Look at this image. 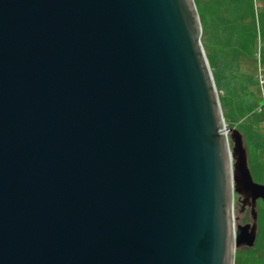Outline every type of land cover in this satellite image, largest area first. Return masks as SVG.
I'll return each instance as SVG.
<instances>
[{
    "label": "water",
    "instance_id": "1",
    "mask_svg": "<svg viewBox=\"0 0 264 264\" xmlns=\"http://www.w3.org/2000/svg\"><path fill=\"white\" fill-rule=\"evenodd\" d=\"M202 33L195 0H0V264H235L255 246L264 185Z\"/></svg>",
    "mask_w": 264,
    "mask_h": 264
},
{
    "label": "rangeland",
    "instance_id": "2",
    "mask_svg": "<svg viewBox=\"0 0 264 264\" xmlns=\"http://www.w3.org/2000/svg\"><path fill=\"white\" fill-rule=\"evenodd\" d=\"M230 3L232 0H195L198 12L200 15L201 24L215 16L221 21H231L233 15L230 6H224V3ZM254 18L248 21L247 24L256 27L257 39L250 51L244 52L240 57L239 70L237 71V78L244 83V92L247 96H227L224 92H219L223 97L222 108L224 118L228 128L239 130L244 139V145L247 149L248 163L254 181L264 185V153L258 155V152L251 146L250 131L261 129L264 133V117L258 111L261 104L262 91L260 90L258 82V73L261 68H264V59L262 51L263 39L260 34L259 17L264 11V0H251ZM202 44L204 45L206 54L208 56L215 53L216 49L210 45L209 39L202 33ZM260 102L255 105L254 100ZM254 102V103H253ZM256 106V109H255ZM226 107V109H224ZM260 122V123H259ZM231 147L233 143L231 142ZM237 195H235V217L239 218L236 224L246 225L252 223L250 210L244 215L239 213L237 205ZM258 235L257 241L253 248L243 247L236 252L235 264H264V203L259 201L258 207Z\"/></svg>",
    "mask_w": 264,
    "mask_h": 264
},
{
    "label": "trees",
    "instance_id": "3",
    "mask_svg": "<svg viewBox=\"0 0 264 264\" xmlns=\"http://www.w3.org/2000/svg\"><path fill=\"white\" fill-rule=\"evenodd\" d=\"M250 1L232 0L230 3H224V6L231 8L233 15L231 21H221L215 16H211L208 21L202 22L203 34L209 39L210 45L216 49L214 54H208L216 85L219 92L225 93L226 98L232 95L247 96L244 92V83L237 78V71L239 70L240 57L244 52L250 51L257 39L256 27L247 24L254 18ZM259 23L263 39L262 46L264 47V11L259 17ZM262 54L264 59V49ZM247 99L251 102L254 100ZM220 100L223 102L222 96H220ZM254 102H256L255 105L260 103L259 101L257 103V98ZM250 134L251 146L258 152V155L264 153V133L261 129H256L250 131Z\"/></svg>",
    "mask_w": 264,
    "mask_h": 264
},
{
    "label": "built area",
    "instance_id": "4",
    "mask_svg": "<svg viewBox=\"0 0 264 264\" xmlns=\"http://www.w3.org/2000/svg\"><path fill=\"white\" fill-rule=\"evenodd\" d=\"M261 69L262 70L259 71L258 77H257L258 78V82H259V86H260V90L262 91L261 104L258 107V111L264 117V68H261Z\"/></svg>",
    "mask_w": 264,
    "mask_h": 264
},
{
    "label": "flooded vegetation",
    "instance_id": "5",
    "mask_svg": "<svg viewBox=\"0 0 264 264\" xmlns=\"http://www.w3.org/2000/svg\"><path fill=\"white\" fill-rule=\"evenodd\" d=\"M237 201H238V197H237ZM262 202V201H261ZM259 203V202H258ZM238 207H239V213L240 214H242V215H244V214H246L247 212H248V210H250V214H251V208L250 207H246V208H244L242 211H240L241 209H240V206L238 205ZM239 219V218H238ZM239 221V220H238Z\"/></svg>",
    "mask_w": 264,
    "mask_h": 264
}]
</instances>
